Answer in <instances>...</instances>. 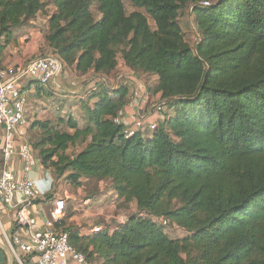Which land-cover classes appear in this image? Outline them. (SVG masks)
I'll use <instances>...</instances> for the list:
<instances>
[{
  "label": "trees",
  "instance_id": "trees-1",
  "mask_svg": "<svg viewBox=\"0 0 264 264\" xmlns=\"http://www.w3.org/2000/svg\"><path fill=\"white\" fill-rule=\"evenodd\" d=\"M129 1L155 27L143 12L128 14L123 0H52L47 54L80 76L92 73L87 91L95 89L81 97L85 125L72 117L31 122L38 134L29 140L56 178L76 187L110 180L118 198L137 205L113 231L103 224L81 234L66 218L59 226L92 264H264V0ZM187 7L195 44L179 21ZM43 8L41 0H0V51L11 28ZM119 56L136 74L157 76L168 110L151 133L127 137L114 121L131 84L101 79ZM155 218L186 234L169 235Z\"/></svg>",
  "mask_w": 264,
  "mask_h": 264
},
{
  "label": "built area",
  "instance_id": "built-area-1",
  "mask_svg": "<svg viewBox=\"0 0 264 264\" xmlns=\"http://www.w3.org/2000/svg\"><path fill=\"white\" fill-rule=\"evenodd\" d=\"M209 4V1L202 2L204 6ZM195 38L198 40L197 30ZM63 69L62 60L55 54H45L23 64L0 67V124L6 130L1 145L0 202L11 209L17 225L27 233L17 234L8 240L16 264H92L83 252L70 243L69 233L59 226L67 216V197L53 196L49 199L50 210L43 223H40L32 209L35 201L42 198L43 193L30 175L35 168L42 165L29 140L30 102L24 90V82L28 78L44 87L53 85L59 87L57 80ZM101 81L109 85V78H102ZM73 85H77V81ZM139 85V89L131 93L127 105L137 111L139 105L148 100L145 83ZM93 89L95 86L90 87L86 94ZM56 96L59 94H55L54 98ZM167 110L166 101L161 100L160 103L153 104L149 111L150 115L159 114L161 116L159 120L156 118L152 121L146 120L139 113L133 114L134 118L129 120L126 114L120 113L114 121L123 126L127 137L138 132L151 133L158 127L160 121L164 120ZM16 154L20 155L23 162L21 175L11 167V161ZM127 219L116 221L117 224L125 223ZM154 220L164 225L166 229L175 227L166 219ZM103 227V224L94 225L91 233L100 232ZM115 228L116 224L111 225L110 231Z\"/></svg>",
  "mask_w": 264,
  "mask_h": 264
},
{
  "label": "rangeland",
  "instance_id": "rangeland-1",
  "mask_svg": "<svg viewBox=\"0 0 264 264\" xmlns=\"http://www.w3.org/2000/svg\"><path fill=\"white\" fill-rule=\"evenodd\" d=\"M45 8H43L37 15L34 17L26 20L23 24L12 27L11 28V39L8 43H6V47L10 46L13 48H16L17 51H19L22 54V58L24 59L23 62L27 63L31 59H34L39 56L45 55L44 53H49V43L46 40V37L49 34V18L51 14L55 11V7L52 3V0H41ZM125 4V9L128 14L134 12V11H140L145 13L148 16L150 25L152 27H155L154 20L152 19L147 12L142 9L138 8L135 5H133L129 0H123ZM91 9L95 15L96 19L101 18V14L97 10V3L92 2ZM46 16V18H44ZM49 16V17H48ZM46 21V23L44 22ZM180 24L182 25V28L186 34V39L192 43L195 44L197 42V39L195 38V31L196 26L194 24V16L192 13V10L190 7H187L184 9V11L181 13L179 17ZM6 36H2L1 41H4ZM79 74H77L72 67H66L64 71L59 75L58 81L60 83H64V85H67L71 90H77V88L72 87V83L77 81L79 78ZM93 76H89L87 80L82 82L83 84H87L83 87L82 93L73 92L69 96H56V98L53 99L55 94H50L51 103L60 104V106H54L51 105V103H44L41 104V102H38L40 99L38 97H35L32 99V107L34 108L33 112L35 116L32 117V121L30 122H36L39 120L44 119H56V122H59L60 120H68L70 117L76 119V121L79 122L80 126L85 125L87 121V113L85 112L84 108V100L81 99V97H87V87L90 83L88 81ZM122 77V78H121ZM28 78H26L27 80ZM96 81V79H94ZM135 80V81H134ZM80 82V80L78 79ZM156 78L154 75H143V74H136L133 70L128 68L123 61L122 57L119 56L118 58V65L115 72L109 77V85L114 88L116 86H119L123 83H130L131 84V92L139 89V84H144L147 87V97L148 100L146 102H143L139 105V110H133V114H140L141 117L149 119L151 116H155L156 119H160L161 116L159 114L156 115H150L149 111L151 110V107L153 104L160 103L162 100L161 97L156 95L155 92V86H156ZM72 84V85H71ZM80 84V83H79ZM47 93L50 92L49 88H47ZM56 92V91H55ZM60 94V92H58ZM86 94V95H85ZM131 94V93H130ZM52 97V98H51ZM86 101V100H85ZM31 105V104H30ZM51 109L48 113L47 111ZM163 114V112H162ZM52 116L53 118H49ZM58 127L63 131H71V129L66 125V123H61L58 125ZM38 134V129H31L29 130V136L34 140ZM84 145L79 144L75 148H71L69 150V153L76 152L80 149H82ZM22 169H23V163H22ZM64 179L67 181V183L64 182V187H66L70 194L74 197L68 198L67 201V217H66V224L73 225L74 227H77L78 229H81L80 231H89V228L93 227L96 224H105V225H115L118 221V219H122L124 217H128L133 213H136L137 208L136 204L134 202L127 203L123 199H119L116 197L115 192L112 188V182L110 180H104V181H95V180H87L83 179V185L80 187H76L72 185L66 177ZM102 192L107 193V197L105 202L107 204L102 203L101 200L97 202V198L103 194ZM46 194V193H45ZM53 196V195H52ZM87 199H91L92 202L86 203ZM106 206L107 213H109L110 218H106L105 212L102 211L103 208ZM75 215V216H74ZM108 215V214H107ZM72 216L75 217V219L72 221ZM117 220V221H116ZM168 232L173 233L172 236H183L186 234V232L182 229L170 227L167 229ZM86 232V233H87Z\"/></svg>",
  "mask_w": 264,
  "mask_h": 264
},
{
  "label": "crops",
  "instance_id": "crops-1",
  "mask_svg": "<svg viewBox=\"0 0 264 264\" xmlns=\"http://www.w3.org/2000/svg\"><path fill=\"white\" fill-rule=\"evenodd\" d=\"M44 18H46V16H44ZM44 22L46 23L45 20H44ZM22 54L23 53H20L19 51H17L16 48L12 49V47H10V46H8V47L4 46V48H2V51H0V67H6V66H10V65H18V64L25 63V62H23L24 59L22 58ZM44 54H47V52ZM91 75H92V73H88L87 75L79 76L78 79L80 80V82L77 79V85H72L74 82L71 84L72 87L77 88V90H71L69 87H67V85H64V83H60L58 80H57V83H58L59 87H56L55 85H53V86H49V87H44V89H43V87L39 86L37 81L31 80V79L26 80L24 82V84H25L24 90L28 94L29 102L31 104L30 105V112H29L30 113V115H29L30 120L32 121L33 120L32 117L35 116V115H33L34 114V112H33L34 108L32 107V99L33 98L38 97L40 99L38 102H41V104H43V106H44L45 102L51 103L50 96L48 97L49 94L47 93L48 92L47 88H49L51 93L57 94L58 92H60L59 95L64 96V97L69 96L73 92H77L80 94V93H82L83 87L86 85V84L82 85V82L87 80L88 77ZM155 78H156V80H158L157 76H155ZM156 95L161 97L160 93H156ZM54 97H55V95H54ZM54 97H53V99H54ZM51 105H54V103H51ZM54 106L55 107L60 106V104L58 103ZM50 110L51 109H49L47 111V113ZM122 114H126L127 118L129 120L134 118L133 111L128 106L125 107V109L122 111ZM49 118H53V117L50 116ZM149 119L152 121L155 119V116H152ZM5 135H6L5 127L2 124H0V156H1V145L3 143ZM0 159H1V157H0ZM22 163L23 162H22L20 155L19 154L14 155V157L11 161V167L16 171V173L18 175L22 174ZM30 176L32 179H34L36 181L38 187L40 188V190L43 193L42 198L37 199L35 201L33 208H32L33 213L35 214V216H37L39 218L40 223H43L45 218L48 216L49 210H50L49 199H47V196H46L47 194L53 195V196L67 197V201H68V198L74 197V196H72L70 194L69 190L66 187H64V182H63L65 180L64 177L56 178L54 176V174L51 172V170H46V169H44L43 166H38L37 168H35V170L31 173ZM65 183H67L66 180H65ZM67 184H69V183H67ZM102 193L103 194H101V196L99 198H97V202L99 200H101L102 203L107 204V202H105V200H108V199H106V198H108L107 193L106 192H102ZM115 195L118 198L116 193H115ZM87 201H89V203H90V201L92 202L91 199H87ZM136 208H137V205H136ZM106 210H107V208L105 206L102 211L105 212L104 214H105L106 218H110V215H109V213H107ZM74 216H72V218H71L72 221L75 219ZM124 218H127V217H124ZM65 221H66V219H65ZM101 224H103V223H101ZM67 225H68V223H67ZM91 228H89L88 232L87 231H83V232L81 231V234L91 233ZM79 230H81V229H79ZM17 234L26 235L27 233H26V230H24L22 227H19L17 225L15 218L13 217V213H12L11 209H9L5 204L0 202V264H16V261L13 259V256L11 254L10 247L8 244V242H9L8 240L12 239ZM171 235H173V233H171ZM30 263H31V260H30Z\"/></svg>",
  "mask_w": 264,
  "mask_h": 264
}]
</instances>
